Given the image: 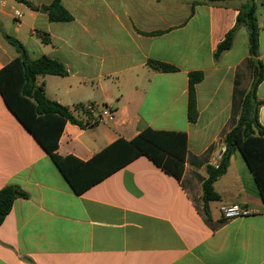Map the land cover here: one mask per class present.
<instances>
[{"label":"crops","instance_id":"obj_1","mask_svg":"<svg viewBox=\"0 0 264 264\" xmlns=\"http://www.w3.org/2000/svg\"><path fill=\"white\" fill-rule=\"evenodd\" d=\"M246 1L62 0L73 18L51 22L44 11L0 0V68L18 56L5 33L30 58L46 55L68 71L35 80L48 99L87 123L66 122L59 155L86 161L145 128L186 134L179 179L141 155L76 194L0 95V188L14 185L26 193L0 223V264H264V204L237 151L213 183L219 199L206 211L201 198L206 168L218 166L224 136L253 79L244 25L237 26L231 47L214 57ZM253 1L256 59L263 65L256 95L264 100V0ZM148 60L177 70H154ZM192 71L202 72L194 85L195 122L186 117ZM79 104L95 108L83 114ZM258 120L264 126V105ZM234 202L251 213L224 219L220 205Z\"/></svg>","mask_w":264,"mask_h":264},{"label":"trees","instance_id":"obj_2","mask_svg":"<svg viewBox=\"0 0 264 264\" xmlns=\"http://www.w3.org/2000/svg\"><path fill=\"white\" fill-rule=\"evenodd\" d=\"M30 9L46 12L51 22L70 21L71 13L65 9L62 0H52L47 5H34L29 0H16ZM215 3L225 0H205ZM244 25L248 35V52L253 68L252 83L240 103L239 116L234 126L225 134V150L217 167L208 166L207 178L202 182V202L207 211L208 203L219 199L215 192L214 181L226 171L231 154L237 151L252 175L257 195L264 204V126L258 120V108L264 105L256 95L258 84L263 79V65L256 59L258 50V24L256 6L253 0L243 3L236 16V23L217 44L214 57L229 49L234 32ZM159 32H153L157 34ZM6 40L18 51V56L0 68V95L20 124L39 143L50 156L72 191L80 194L106 176L121 168L134 158L144 155L165 172L179 179L184 169L186 134L184 132L155 130L145 128L130 140L118 138L91 158L82 161L75 156H61L56 152L58 140L66 122L86 126L75 117L69 108L50 100L44 93L43 85H37L38 75L68 73L65 65L46 55L30 58L25 47L14 37L3 33ZM44 41H48L44 38ZM147 65L160 72H174L171 64L148 60ZM202 79V72L188 74V98L186 117L189 122L197 118L194 85ZM76 109L90 114L85 104ZM96 122V121H94ZM26 193L14 185L0 188V223L4 220L16 198Z\"/></svg>","mask_w":264,"mask_h":264},{"label":"built area","instance_id":"obj_3","mask_svg":"<svg viewBox=\"0 0 264 264\" xmlns=\"http://www.w3.org/2000/svg\"><path fill=\"white\" fill-rule=\"evenodd\" d=\"M14 16L18 19L20 18L21 14L18 11L14 12ZM262 22L264 23V17L262 19ZM86 109L89 112H92L93 109L95 108L94 105L92 104H87L85 105ZM108 113V111L106 109H104L101 114L106 115ZM219 211L221 213V216L224 219H232V218H237V217H242V216H246L249 215L251 213L250 209L248 207H246L243 204H240L238 202H234L231 204H222L219 207Z\"/></svg>","mask_w":264,"mask_h":264}]
</instances>
